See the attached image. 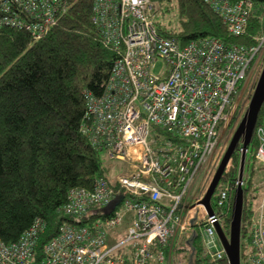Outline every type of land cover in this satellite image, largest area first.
Listing matches in <instances>:
<instances>
[{"label":"built area","instance_id":"built-area-1","mask_svg":"<svg viewBox=\"0 0 264 264\" xmlns=\"http://www.w3.org/2000/svg\"><path fill=\"white\" fill-rule=\"evenodd\" d=\"M202 1L229 34L246 33L250 0ZM67 8L69 0H0V27L38 40ZM90 8L116 58L103 93H83L80 129L92 148L126 171L98 177L90 188H69L60 212L70 221L40 247L47 224L39 217L16 240L0 238V264H170L177 243L188 245L191 235L200 240L202 257L224 258L217 226L226 232L237 180L231 186L220 178L212 213L202 200L263 68L264 24L248 44L213 36L180 44L158 32L150 0H91ZM251 139L264 166V123L255 124ZM241 153L240 141L239 161ZM231 162L232 155L223 175ZM240 264H264V179Z\"/></svg>","mask_w":264,"mask_h":264},{"label":"trees","instance_id":"trees-1","mask_svg":"<svg viewBox=\"0 0 264 264\" xmlns=\"http://www.w3.org/2000/svg\"><path fill=\"white\" fill-rule=\"evenodd\" d=\"M150 1L158 32L180 44L207 36L225 44H248L264 24V0H250L247 30L241 36L229 34L202 0ZM90 7L91 0H69L67 12L38 40L25 31L0 27V238L5 242L16 240L39 217L47 224L40 247L69 220L60 212L68 189L90 188L94 179L108 173L102 152L90 146L80 129L86 119L83 93H103L116 58L93 25ZM261 122L264 104L256 124ZM250 144L255 148L254 139ZM253 158L247 155L246 161ZM238 162L237 146L233 167L224 173L222 183L234 184ZM251 182L243 178L240 258L253 212V197H247L258 189ZM233 193L234 188L231 203ZM230 214L231 209L227 223ZM183 245L178 250L186 248L187 262L193 251L191 264H228L226 257L216 261L202 257L197 237Z\"/></svg>","mask_w":264,"mask_h":264},{"label":"water","instance_id":"water-1","mask_svg":"<svg viewBox=\"0 0 264 264\" xmlns=\"http://www.w3.org/2000/svg\"><path fill=\"white\" fill-rule=\"evenodd\" d=\"M264 104V65L259 75V78L255 84L254 90L251 95L248 109L238 124L229 144L226 148V151L221 158V161L213 175V178L207 188L205 196L202 202L205 204L209 213H212V208L210 205L211 197L218 185L220 178L223 175L224 169L228 163L229 158L233 154L234 150L241 141L242 153L240 156L238 174H237V186L234 191L232 209L230 214V222L228 233H225L220 226H217V236L221 243V246L224 250L225 257L227 258L228 264H240V228H241V215L243 207V192L244 188L242 187L243 182V170L245 162V150L248 147L254 126L257 122V117L260 111V108ZM195 235H191L189 242ZM193 251L188 256V263L191 264Z\"/></svg>","mask_w":264,"mask_h":264},{"label":"rangeland","instance_id":"rangeland-1","mask_svg":"<svg viewBox=\"0 0 264 264\" xmlns=\"http://www.w3.org/2000/svg\"><path fill=\"white\" fill-rule=\"evenodd\" d=\"M251 84H252V81L249 83V85L247 87V91L244 93L243 97H245L247 95V92L249 91V89L251 87ZM230 128H231V126L229 127V129ZM229 129H228V131H229ZM227 132L221 138L219 147H218V149H217V151H216V153L214 155L213 162L215 161V159H216V157L218 155V152H219L221 146L223 145L225 138L227 137ZM250 154L251 155L254 154V148H253V146L251 144L248 146V152L246 154V157H247V155L249 156ZM102 155L104 157L103 158L104 159V164L106 165V168L108 169L107 170L108 171V176L113 177L114 175H116L119 172H125L126 171V168H127L126 164H124L122 162H118V161H112V160L108 159L105 156L104 153H102ZM254 159L255 158L251 159V162H250V161H246V158H245V165H244V170H243V178L247 177V179L249 178V180L252 179L251 185L253 187L255 186V187L258 188V189H254L253 191H251L250 195L247 197L249 200L251 199V197H253V199H252L253 200V209L255 208L256 203L258 202L259 196L261 195L262 183H263V179H264V166L259 161H256ZM231 164H232V167H233V163L232 162H231ZM232 167H230V169ZM223 182H224V180H223ZM224 183L227 184V181H225ZM233 183H235V182H233ZM242 187H243V184H242ZM234 191H235V188H234ZM233 196H234V193H233ZM250 218H251V216H250ZM250 218H249V222H250ZM227 225L228 226L226 228V232L225 233H228L229 223H227ZM247 235H248V229H247ZM176 240L178 241V238ZM179 244H180V241L177 243V245L175 246V248H174V250L172 252V255H170V257H169L170 264H187L188 263L187 262V250H186V248L183 249V250H178L179 249V247H178ZM183 246L184 245L181 243V247H183ZM243 250H244V246L242 247V252H243Z\"/></svg>","mask_w":264,"mask_h":264}]
</instances>
